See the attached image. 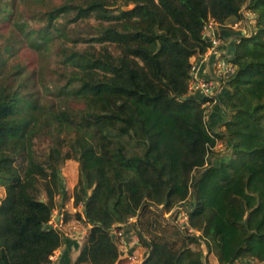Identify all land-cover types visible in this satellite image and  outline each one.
Listing matches in <instances>:
<instances>
[{"label": "trees", "instance_id": "1", "mask_svg": "<svg viewBox=\"0 0 264 264\" xmlns=\"http://www.w3.org/2000/svg\"><path fill=\"white\" fill-rule=\"evenodd\" d=\"M244 10L256 33L238 39L215 131L202 108L212 96L190 95L192 59L211 47L210 19L247 23ZM0 12V264H50L62 246L56 264H116L113 230L137 216L142 264H209L202 240L217 264H264V0H0ZM222 140L231 155L209 164ZM70 192L83 210L63 223L91 226L73 263L75 243L49 228ZM154 204L188 205L201 237L154 236Z\"/></svg>", "mask_w": 264, "mask_h": 264}, {"label": "rangeland", "instance_id": "2", "mask_svg": "<svg viewBox=\"0 0 264 264\" xmlns=\"http://www.w3.org/2000/svg\"><path fill=\"white\" fill-rule=\"evenodd\" d=\"M30 4V8L33 5L31 2H29ZM9 9V7H8ZM7 9V10H8ZM32 9V8H31ZM27 15L29 14V10L26 11ZM244 14L245 15H251V19L247 21V23L245 22H241L242 27L240 26V29H242L245 33H246V37H251L252 35H254L255 29H254V25H255V16L254 14L249 13L248 11L244 10ZM5 13H1L0 12V31L4 28L5 24L7 23L8 19L5 17ZM35 23V22H32ZM251 23V24H249ZM237 43H240V41L238 40ZM21 62L24 65H28V56H27V52L24 51L22 54V58H21ZM44 65L46 66V64L44 63ZM215 95V93L213 92L212 94V98ZM209 107V112H210V107H211V103H205L202 105V108H206ZM209 115V114H208ZM208 115L206 116V121L208 118ZM230 115V113H228V116ZM229 120V117H228ZM222 127V126H221ZM220 127V128H221ZM217 131H221V130H217ZM213 152L215 153L212 158L209 160V164H221L219 162V160H228V157L231 155L232 153V149L229 148V146L227 145V143L225 141H218L217 145L215 146ZM228 155V157H226ZM227 158V159H225ZM62 175L64 177V182L68 188V191L72 190L71 187L72 185H76L77 181H78V177H79V171H78V165L75 161H67L66 164L64 165L63 169H62ZM1 187V186H0ZM72 192H70V195L68 196L67 201H65V205L62 211V214L59 215V213L57 211H55L54 213V219L52 221V224L54 226V228H56L57 230H59L61 233L63 232L64 234H68V235H73V236H77L76 240L79 242V244L81 245L83 243V241L86 239V237L89 234V231L91 229V226H86L84 225L81 221L75 220L73 219L71 222H69L68 224H64L63 223V219H64V213L68 212L70 214H75L76 212H80L82 214V210L83 207L80 206L78 208H75L73 206V198L71 196ZM71 196V197H70ZM4 197V192L3 190L0 188V199ZM178 208L174 209L173 211H166L164 210V208L161 205H152L149 207V212L147 214V217L149 218V220H151L153 222L152 227L150 228L151 232H154L153 235L157 236V237H161L164 238L165 240H167L170 243H177V246H181L183 240L181 239V237L177 234V232L175 231L174 226H177L178 228H180L182 230V232L185 234L186 231H190L189 233L191 235H195L196 237H201V233L192 230L190 227H188V225H185V221H184V216L183 218L181 217L180 213L178 212ZM186 211L189 212V207L188 205L184 208ZM186 215V214H185ZM140 220V218L134 217L132 219H130L129 221V227L127 228L128 233L126 235H122V231H118L116 228L113 230V233L115 235H117L120 239H119V251H120V257L119 260L116 264H142L146 261L147 257L149 256V250L146 248V246L144 244H142V240L140 239V236L138 235V231L141 230L138 227V221ZM167 222H169L171 225H168ZM121 227V226H120ZM188 229V230H187ZM144 238L147 239V241H149L151 238V236L147 235L146 233H142ZM164 240V241H165ZM202 245L200 247V249L203 251V255L205 256L207 253L204 241H201ZM191 248H194V246H192ZM79 253L73 252L72 253V263L77 259ZM59 253L58 250L55 252V254L53 255L54 259H56V262H58L59 259ZM208 263L209 264H217V260L214 256V254H208Z\"/></svg>", "mask_w": 264, "mask_h": 264}, {"label": "crops", "instance_id": "3", "mask_svg": "<svg viewBox=\"0 0 264 264\" xmlns=\"http://www.w3.org/2000/svg\"><path fill=\"white\" fill-rule=\"evenodd\" d=\"M241 21H230L224 28H218L215 36L221 40L219 45L220 51H222L226 57H234L236 51V44L240 37L246 34L242 29ZM208 37V36H207ZM193 71L192 77L202 80L206 83L215 82V95L213 96V104L210 107V114L207 118V122L213 130H219V127L228 121L229 110L226 105V99H228L229 89L225 86V83L216 76L215 70V57L212 54H206L203 57L192 59ZM190 95L196 97H203V91L197 89L190 92ZM74 188L72 185L71 189ZM75 243L72 245L69 251V257L72 260V253L76 251L79 253L80 244L76 239H72ZM66 251V246H62L58 249L59 259L58 263L63 261L64 252Z\"/></svg>", "mask_w": 264, "mask_h": 264}, {"label": "built area", "instance_id": "4", "mask_svg": "<svg viewBox=\"0 0 264 264\" xmlns=\"http://www.w3.org/2000/svg\"><path fill=\"white\" fill-rule=\"evenodd\" d=\"M246 16H247V21L251 19V15H246ZM218 28H219V25L213 19H210L207 25L205 26L204 33L206 36L209 37L210 42H211V47L209 48L207 53L212 54L215 57L214 65H215V70H216V76L222 80V79H226L229 76L233 75L235 73L236 67L231 63L232 57H226L225 54L219 49L221 40L217 36H215V33ZM244 36L246 37V34H244ZM215 87H216L215 82L206 83L202 80L192 77L191 83H190V92L200 89L203 91V95L207 97L208 96L211 97L213 92L215 91ZM178 212L180 213V215L182 214L181 215L182 218L186 216L184 217L185 225H188V227H190L188 223L189 212L183 209L182 207L178 208ZM62 234L64 233L62 232ZM64 235L70 239H76L77 237L73 235H68L66 233ZM50 259H51L50 264H56V259H54L53 256Z\"/></svg>", "mask_w": 264, "mask_h": 264}, {"label": "water", "instance_id": "5", "mask_svg": "<svg viewBox=\"0 0 264 264\" xmlns=\"http://www.w3.org/2000/svg\"><path fill=\"white\" fill-rule=\"evenodd\" d=\"M49 228H54V226L53 225H49ZM206 247V246H205ZM206 250H207V253H206V255L204 256V258H203V261L205 262V260H206V258H207V256H208V254H209V249H208V247H206Z\"/></svg>", "mask_w": 264, "mask_h": 264}]
</instances>
